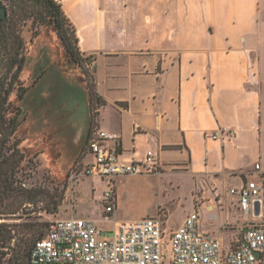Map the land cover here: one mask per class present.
Segmentation results:
<instances>
[{"label": "crops", "instance_id": "obj_1", "mask_svg": "<svg viewBox=\"0 0 264 264\" xmlns=\"http://www.w3.org/2000/svg\"><path fill=\"white\" fill-rule=\"evenodd\" d=\"M54 1L82 58L94 59L101 103L93 124L117 136L121 161H141L151 152L160 172L117 178L112 215L94 202L76 215L100 228L148 217L121 213L123 194H152L154 178L185 180L191 210L170 227L168 210L156 202L149 216L162 211L164 229L172 231L193 212L198 193L203 230L227 244L219 225L240 218L228 203L223 214V199L210 188L227 186L233 174L256 177L255 164L264 172V0ZM89 128L90 113L73 136L84 150Z\"/></svg>", "mask_w": 264, "mask_h": 264}, {"label": "rangeland", "instance_id": "obj_2", "mask_svg": "<svg viewBox=\"0 0 264 264\" xmlns=\"http://www.w3.org/2000/svg\"><path fill=\"white\" fill-rule=\"evenodd\" d=\"M16 35L22 42L20 52L25 64L8 99L11 103L8 117L14 114L15 107L21 108L22 124L10 139L21 140L18 150L25 159L15 169L10 178L11 185L5 190L7 196L0 202V226L8 232L6 247L0 248L1 264H8L9 258L17 254L21 246L24 248L26 242L32 243L40 232L45 233L50 222L81 218L77 212L87 211L93 202L101 207L100 196L104 188L107 189L99 177L79 176L84 163L89 164L91 157L86 158L81 140H73L83 119L89 120L88 91H92L93 82L91 65L88 64L83 72L74 66L67 59L62 41L53 27L45 26L33 15L18 19ZM35 76H39L37 83L29 87L18 101L17 87L28 88ZM9 152L6 150L5 154ZM154 181L156 185L152 194L141 190L125 192L120 200V212L149 216L150 207L156 202V207L168 210L166 226L170 227L191 210L187 183L169 177L154 178ZM175 183L179 184L178 190ZM210 189L214 198L223 199L224 214L228 209V200L222 195L226 186ZM199 197L201 195L194 193L195 203ZM47 209L55 212L47 213ZM200 213L206 217L203 208ZM206 223L210 222L206 220ZM228 227L220 230L226 240L232 236L227 232ZM103 229H111V226L105 224Z\"/></svg>", "mask_w": 264, "mask_h": 264}, {"label": "built area", "instance_id": "obj_3", "mask_svg": "<svg viewBox=\"0 0 264 264\" xmlns=\"http://www.w3.org/2000/svg\"><path fill=\"white\" fill-rule=\"evenodd\" d=\"M89 64L93 67V58ZM211 138H218V133ZM84 152L91 162L84 163L79 176L99 177L106 183L101 197L106 214L116 210L117 178L160 173L151 152L141 161H121L117 136L94 124ZM254 172L256 177L233 174L226 186L228 204L240 218L236 224L219 225V230L231 226L227 244L203 230L198 198L193 212L172 231L164 229L162 211L114 221L111 229L100 228L90 219L54 220L45 236L33 244L29 264H264V172L259 164L254 165Z\"/></svg>", "mask_w": 264, "mask_h": 264}, {"label": "trees", "instance_id": "obj_4", "mask_svg": "<svg viewBox=\"0 0 264 264\" xmlns=\"http://www.w3.org/2000/svg\"><path fill=\"white\" fill-rule=\"evenodd\" d=\"M0 4L6 9V16L0 21V202H2L7 196L5 193L6 188L11 185V176L25 159V156L18 150L21 140L13 138L11 141L10 139L22 124L21 108L15 107L14 114L8 117L11 109V103L8 99L25 64L24 56L20 52L22 42L16 35L18 19L33 15L45 26H52L62 41L67 59L81 72L90 63V59H84L80 55L74 30L64 16L60 5L54 0H0ZM2 71H4L3 74H1ZM27 90L28 88L21 85L17 87L16 96L18 101L22 100ZM100 103L94 92V83L92 82V91H88L89 131L93 125L94 112L96 107L100 106ZM6 150H9L10 154L6 155ZM54 209L56 210V208ZM55 210L50 211L47 209L46 212L54 213ZM47 225L48 230L49 224ZM46 232H40L32 243L26 242L24 248L21 246L18 253L9 258L8 264H29V254L33 244L36 240L43 238ZM7 234L8 232L4 229V226H0L1 249L6 247Z\"/></svg>", "mask_w": 264, "mask_h": 264}, {"label": "water", "instance_id": "obj_5", "mask_svg": "<svg viewBox=\"0 0 264 264\" xmlns=\"http://www.w3.org/2000/svg\"><path fill=\"white\" fill-rule=\"evenodd\" d=\"M6 16V9L3 5L0 4V21ZM84 122V119H83Z\"/></svg>", "mask_w": 264, "mask_h": 264}, {"label": "flooded vegetation", "instance_id": "obj_6", "mask_svg": "<svg viewBox=\"0 0 264 264\" xmlns=\"http://www.w3.org/2000/svg\"><path fill=\"white\" fill-rule=\"evenodd\" d=\"M38 80H39V76H38V77L35 76V77H34V80L32 81V83L28 86V89H29V87L35 85V84L37 83Z\"/></svg>", "mask_w": 264, "mask_h": 264}]
</instances>
